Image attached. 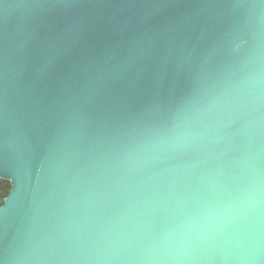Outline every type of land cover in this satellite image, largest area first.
<instances>
[{"label":"water","instance_id":"water-1","mask_svg":"<svg viewBox=\"0 0 264 264\" xmlns=\"http://www.w3.org/2000/svg\"><path fill=\"white\" fill-rule=\"evenodd\" d=\"M0 264H264V0H0Z\"/></svg>","mask_w":264,"mask_h":264},{"label":"trees","instance_id":"trees-1","mask_svg":"<svg viewBox=\"0 0 264 264\" xmlns=\"http://www.w3.org/2000/svg\"><path fill=\"white\" fill-rule=\"evenodd\" d=\"M10 190V183L0 179V204L3 202L5 195Z\"/></svg>","mask_w":264,"mask_h":264}]
</instances>
